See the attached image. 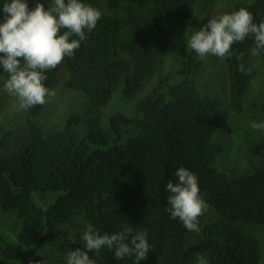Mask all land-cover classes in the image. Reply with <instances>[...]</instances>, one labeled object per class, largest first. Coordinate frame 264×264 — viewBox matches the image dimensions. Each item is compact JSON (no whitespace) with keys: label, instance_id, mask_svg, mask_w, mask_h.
Returning <instances> with one entry per match:
<instances>
[{"label":"trees","instance_id":"obj_1","mask_svg":"<svg viewBox=\"0 0 264 264\" xmlns=\"http://www.w3.org/2000/svg\"><path fill=\"white\" fill-rule=\"evenodd\" d=\"M197 1L108 0V10L122 7L129 16V44L121 41V19L102 17L85 32L86 39L73 56L43 73L47 76L43 83L53 88L57 71L65 69L64 88L88 98L86 140L78 136L76 127L82 119L76 115L68 118L63 131L44 134L37 123L42 105L28 110L24 133L0 128V210L16 211L21 221L15 243L0 237V264H48L50 256L46 259L40 253L61 227L70 224L78 208L101 235L125 227L133 234L146 231L150 251L140 264H194L199 252L208 253L207 264H259V243L240 225L264 226V171L230 178L214 166L223 152L214 140L218 103L203 96L192 79L202 66L195 51L189 53L184 34ZM253 1L243 8L259 24L264 22V0ZM27 3L32 10L36 3L48 8L53 0ZM4 15L0 11V23ZM250 48L255 49L252 35L219 57L228 70V108L237 114L244 110L253 77L241 67ZM258 55L264 57V52ZM170 56L184 60V82L165 89L160 81L137 104L135 117L116 114L105 130L101 110L116 88L122 87L125 99L135 98L152 80L157 62ZM4 73L0 66V75ZM180 167L197 176L200 195L219 218L203 227V239L191 247L185 243L190 231L166 210L170 207L166 185L176 181L174 172ZM37 192L61 196L44 210L32 201ZM76 248L83 247L73 244L71 251ZM88 255L95 264H135L134 255L116 259L114 250L106 247Z\"/></svg>","mask_w":264,"mask_h":264},{"label":"rangeland","instance_id":"obj_2","mask_svg":"<svg viewBox=\"0 0 264 264\" xmlns=\"http://www.w3.org/2000/svg\"><path fill=\"white\" fill-rule=\"evenodd\" d=\"M107 2L108 0H89L87 4L100 10L102 17L117 16L121 19V41L128 45L129 16L121 11L122 7L117 11L108 10ZM4 3L5 0H0L1 7ZM252 4H254L253 0H198L191 10L192 19L184 25L187 47L191 30L198 31L207 24L212 16L231 13L236 7ZM253 50L250 48L241 62L243 70L251 73L253 77L244 96L242 104L244 110L240 114L228 108V70L222 59L211 54L204 59L200 58L201 70L192 78L203 96L217 100V132L214 133V140L222 147L223 152L217 157L214 166L230 178L252 174L259 170L264 171V131L253 130L251 127L252 122H264V57L253 55ZM188 51L190 53L193 50L188 47ZM2 56L3 54H0V57ZM124 59H130L129 55H124ZM184 65V60L177 56H170L157 62L152 80L146 83L142 91L133 99H125L122 95V87H117L110 103L101 110L103 128L105 130L110 129V119L116 114H124L130 118L135 117L137 104L151 94L160 81H163L162 88L165 89L168 86L183 83L186 78L182 74ZM7 78V73L0 75V128L24 133L28 110H18L16 98L4 90L3 85ZM67 79L68 73L65 69L60 68L56 73L55 86L48 88L55 94L46 97V102L42 105L37 117V123L44 134L56 133L63 131L68 118L76 115L82 119V122L76 127V131L81 140H86L87 127L84 118L89 108L88 98L81 92H72L64 88ZM127 139L128 136L126 135L120 144H123ZM0 156H2L1 151ZM60 196V193L37 192L32 194V201L38 208L45 210L54 205ZM201 198L204 200L203 195ZM218 219L214 210L208 206L204 214L198 217L200 232L190 231L186 238V246L191 247L200 242L203 239V227ZM88 224L82 209H76L70 224L61 227L56 232L52 242L40 253V256L46 259L50 256L48 264H67L71 246L77 244L83 247L84 242L80 236ZM240 227L244 234L252 236L259 243V264H264V226L241 224ZM20 230L21 221L18 219L16 211L0 210V237L5 242L15 243ZM207 256L208 253H197L194 264H200L201 259L207 264Z\"/></svg>","mask_w":264,"mask_h":264},{"label":"clouds","instance_id":"obj_3","mask_svg":"<svg viewBox=\"0 0 264 264\" xmlns=\"http://www.w3.org/2000/svg\"><path fill=\"white\" fill-rule=\"evenodd\" d=\"M0 11L5 14L4 22L0 23V54H3L0 66L8 74L3 87L16 98L17 109L27 111L43 105L46 97L55 94L43 83L47 79L43 73L55 69L65 56L74 55L80 42L86 39L85 32L96 27L102 13L82 0H53L48 8L36 3L32 10L27 0H5ZM253 20V14L243 7L212 16L198 31L191 30L188 47L201 59L209 54L224 58L234 43L252 35L255 42L252 54L258 55L264 52V22L256 24ZM62 29H66L63 34ZM73 36L78 39H71ZM251 127L264 131V122H252ZM174 176L176 181L170 180L166 185L170 205L166 210L171 219L179 218L187 230L199 233L198 217L208 205L201 198L198 178L183 167L178 168ZM147 235L146 231L133 234L129 227L101 235L88 224L80 236L83 248L70 251L67 264H95L88 253L99 252L104 247L114 250L116 259L134 255L135 264H140L150 251ZM200 264L205 261L201 259Z\"/></svg>","mask_w":264,"mask_h":264},{"label":"bare ground","instance_id":"obj_4","mask_svg":"<svg viewBox=\"0 0 264 264\" xmlns=\"http://www.w3.org/2000/svg\"><path fill=\"white\" fill-rule=\"evenodd\" d=\"M118 50V49H117ZM125 54V53H124ZM132 105V104H131ZM134 107H135V105H134ZM131 108H133V107H131ZM183 111H184V109H182ZM187 111V110H186ZM236 128V127H235ZM237 129V128H236ZM206 130V129H205ZM217 132V131H216ZM233 133V132H232ZM210 134V133H209ZM227 135V134H226ZM231 135V134H230ZM233 135V134H232ZM209 137V136H208ZM225 138H226V136H225ZM205 139V138H204ZM229 139V138H228ZM226 140H227V138H226ZM218 141V140H217ZM228 142H232V141H228ZM233 143V142H232ZM216 146V145H215ZM215 146H213V147H215ZM210 149H212V148H210ZM219 149V148H218ZM213 150V149H212ZM211 151V150H210ZM214 151V150H213ZM115 154V153H114ZM111 155V154H110ZM119 156V155H118ZM107 159V158H106ZM105 161V160H104ZM111 161V160H110Z\"/></svg>","mask_w":264,"mask_h":264}]
</instances>
